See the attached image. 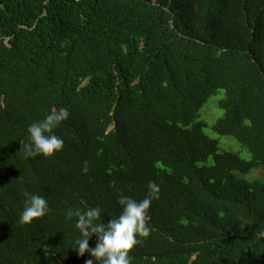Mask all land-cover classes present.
Listing matches in <instances>:
<instances>
[{
	"label": "trees",
	"instance_id": "obj_1",
	"mask_svg": "<svg viewBox=\"0 0 264 264\" xmlns=\"http://www.w3.org/2000/svg\"><path fill=\"white\" fill-rule=\"evenodd\" d=\"M219 91L212 131L249 160L204 133ZM62 106L63 149L25 157L28 126ZM150 180L131 264H264V0H0V264H84L67 211L107 222ZM24 191L49 204L26 224Z\"/></svg>",
	"mask_w": 264,
	"mask_h": 264
},
{
	"label": "clouds",
	"instance_id": "obj_2",
	"mask_svg": "<svg viewBox=\"0 0 264 264\" xmlns=\"http://www.w3.org/2000/svg\"><path fill=\"white\" fill-rule=\"evenodd\" d=\"M8 39L5 43L8 44ZM70 116L67 107L53 108L42 119L31 123L27 132L29 140L23 145L25 157L42 155L51 157L64 147V140L54 133V129L66 121ZM87 163V162H86ZM24 208L20 215L21 223H31L33 220L45 216L49 212L47 199L40 194L24 191ZM160 185L154 180L147 184V194L137 200L132 196L121 194L118 204L120 214L102 220L100 207H88L85 210H68L66 215L77 217L75 227L79 230V237L74 241L73 250L78 257L85 253L88 258L84 264H131L130 253L135 246L147 238L152 229L149 224V209L153 200L159 199ZM264 236V230L260 232ZM95 237L96 242L91 246L89 241Z\"/></svg>",
	"mask_w": 264,
	"mask_h": 264
},
{
	"label": "rangeland",
	"instance_id": "obj_3",
	"mask_svg": "<svg viewBox=\"0 0 264 264\" xmlns=\"http://www.w3.org/2000/svg\"><path fill=\"white\" fill-rule=\"evenodd\" d=\"M217 96H212L202 107L199 120L203 121L206 126L204 128V133L212 138H216L219 141V146L221 150H227L238 154L240 158L244 160H249L250 155L244 151L237 140L230 136H218L212 131V125L214 122L222 116V110L218 106V101L223 96V91H219ZM262 168L253 169L250 173L246 175L238 174V176L243 177L246 180H254L261 176Z\"/></svg>",
	"mask_w": 264,
	"mask_h": 264
}]
</instances>
